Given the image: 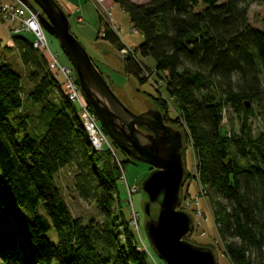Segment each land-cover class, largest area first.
Masks as SVG:
<instances>
[{
  "label": "trees",
  "instance_id": "1",
  "mask_svg": "<svg viewBox=\"0 0 264 264\" xmlns=\"http://www.w3.org/2000/svg\"><path fill=\"white\" fill-rule=\"evenodd\" d=\"M111 1L142 36L134 48L139 61L124 60V71L144 83L148 67L140 57L151 56L165 73L231 263L264 264V131L251 134L246 106L264 102V30L247 17L254 0ZM102 33L118 50L124 47L107 23ZM12 42L42 123L29 127L20 75L0 62V264H147L122 209L117 162L107 149H93L47 57L20 34ZM153 100L164 112L166 103ZM223 110L237 113L239 131L231 113V131L221 129ZM65 167L74 169V190L96 204L98 219L83 223L70 214L54 180ZM52 230L56 242L47 237Z\"/></svg>",
  "mask_w": 264,
  "mask_h": 264
},
{
  "label": "rangeland",
  "instance_id": "2",
  "mask_svg": "<svg viewBox=\"0 0 264 264\" xmlns=\"http://www.w3.org/2000/svg\"><path fill=\"white\" fill-rule=\"evenodd\" d=\"M8 3H14V0H2ZM136 3H144L148 0H132ZM224 0H219L223 2ZM78 4V11L81 12L82 21L79 16L70 13L68 19L70 22V31L83 45L94 65L102 73L104 79L109 84L112 91L120 99V101L131 111L140 113L149 109L160 108L153 99H158L166 103L163 117L168 124L184 128L183 119L177 108V103L166 90L165 73L157 71L154 60L151 56L140 57L141 61L152 71V77L148 78L144 83H140L138 79L124 71L119 50L116 46L101 38L104 20L99 16L95 6L89 0H75ZM106 4L110 7V27H115L119 32L118 37L121 42L130 47L136 48L142 41L141 34L135 30L131 31L133 25L130 22L129 15L125 13L118 4L111 0H107ZM80 5V7H79ZM35 7L40 10L36 5ZM204 7L202 3L197 6L198 9ZM41 11V10H40ZM248 21L250 25L256 29L264 30V3L254 0L248 9ZM13 25L6 22H0V62H6L20 75V95L22 97L23 106L21 113L29 114V127L41 126V104L33 105L28 98L33 88V83L27 79V68L21 63L18 54L12 42ZM29 41H33L34 37L31 33H21ZM46 38L50 48L58 53L59 62L71 65L67 57L61 50L58 40L46 32ZM46 57V56H45ZM72 66V65H71ZM60 79V77L58 76ZM61 81V79H60ZM153 98V99H151ZM43 105V104H42ZM252 109V114L247 119V125L253 136L264 131V102L248 104ZM227 111V110H226ZM224 112V119L221 123L223 131L230 130L229 125L230 113L233 117L234 128L239 131L240 117L234 111ZM119 161L128 158L121 150L116 151ZM184 165L188 176L183 181L180 190V202L177 206L188 213L192 221L191 232L185 237L187 241L198 246L210 248L215 256L216 264H232L226 251V245L218 233V225L215 221L213 207L209 197L205 194L207 190L200 183L197 171V159L195 151L190 140L185 141L184 149ZM152 167L143 162L129 161L124 167L125 180L118 181V191L122 199L123 211L127 218H131L130 209H134L138 213L137 226L135 230L136 244L146 249L155 256L159 264H165L153 249L148 236L146 234L145 225L148 216L144 211L145 202L148 195L142 189V182L148 176ZM74 169L71 167L62 168L55 176V184L58 187L65 203L74 218H80L83 223L99 218V210L94 202H86L79 198L73 187ZM129 189L136 188L137 191L128 193ZM130 200V201H129ZM47 237L52 242H56L54 231H50Z\"/></svg>",
  "mask_w": 264,
  "mask_h": 264
},
{
  "label": "water",
  "instance_id": "3",
  "mask_svg": "<svg viewBox=\"0 0 264 264\" xmlns=\"http://www.w3.org/2000/svg\"><path fill=\"white\" fill-rule=\"evenodd\" d=\"M19 1L36 14L45 31L58 40L75 70L84 99L108 137L131 160L152 167L142 182V189L148 195L144 206L148 216L145 230L158 257L165 264H216L210 248L185 239L191 232L192 221L187 212L177 208L187 174L183 129L166 123L158 108L135 113L120 101L71 33L68 16L56 0ZM119 58L124 67V60Z\"/></svg>",
  "mask_w": 264,
  "mask_h": 264
},
{
  "label": "built area",
  "instance_id": "4",
  "mask_svg": "<svg viewBox=\"0 0 264 264\" xmlns=\"http://www.w3.org/2000/svg\"><path fill=\"white\" fill-rule=\"evenodd\" d=\"M89 1L95 6L101 19L105 21L104 23L110 24L111 13L110 7L106 4L107 0ZM13 2L14 3H8L6 1L0 0V22L12 24V34H21L24 32L31 33L33 35V47L36 48L39 53L47 57L48 68L60 77L64 92L66 93L69 100L75 105L83 127L86 130L88 140L90 141L93 149L97 152L107 149L120 167L121 180H125L124 168H122L120 165L116 149L99 123L98 118L94 114L92 108L84 99L74 68L71 65L62 64L59 62L58 53L50 48L46 38V31L42 27L37 15L32 13L19 0H14ZM79 21H82L81 16H79ZM111 28L117 34H119V31L115 29V27ZM131 31L133 32L135 29L132 28ZM119 55L123 60L133 58L139 61V56L134 48H130L126 45H124V47L119 50ZM142 77L145 78V80L151 78L152 71L150 69L142 68ZM127 190L129 194H131L130 191H137L136 188L129 189V187H127ZM130 212L131 218H129V224L132 229L138 230V213L132 208L130 209ZM138 249L146 253L147 264H159L155 256L150 253L149 249H146L140 245H138Z\"/></svg>",
  "mask_w": 264,
  "mask_h": 264
},
{
  "label": "crops",
  "instance_id": "5",
  "mask_svg": "<svg viewBox=\"0 0 264 264\" xmlns=\"http://www.w3.org/2000/svg\"><path fill=\"white\" fill-rule=\"evenodd\" d=\"M56 1L67 15H69L70 13H72L73 15L75 14L76 16L81 15V12L78 11V4H75L73 2L75 0H56Z\"/></svg>",
  "mask_w": 264,
  "mask_h": 264
},
{
  "label": "bare ground",
  "instance_id": "6",
  "mask_svg": "<svg viewBox=\"0 0 264 264\" xmlns=\"http://www.w3.org/2000/svg\"><path fill=\"white\" fill-rule=\"evenodd\" d=\"M138 246V245H137Z\"/></svg>",
  "mask_w": 264,
  "mask_h": 264
}]
</instances>
